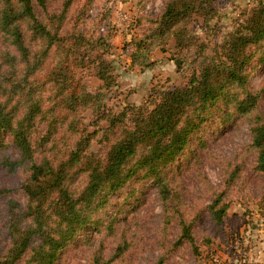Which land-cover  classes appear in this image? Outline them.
<instances>
[{
    "label": "trees",
    "instance_id": "1",
    "mask_svg": "<svg viewBox=\"0 0 264 264\" xmlns=\"http://www.w3.org/2000/svg\"><path fill=\"white\" fill-rule=\"evenodd\" d=\"M216 1L168 0L156 27L144 38L130 41L133 65H151L153 52L165 50L170 40L178 49L191 51L195 45L200 56L205 45L189 33L188 25L195 15L205 22L213 19ZM0 2V151L15 148L19 153L18 157L3 155L0 167L7 173L21 169L27 173L20 186L27 200L25 209L10 200L9 189H0V199L9 198L12 238L7 254L0 255V264H58L61 251L95 222L94 213L106 205L109 194L122 189L138 173L156 182L164 200L173 198L166 168L186 149L212 107L228 100L232 87L248 83L252 56L247 49L264 40V4L250 13L241 29L226 37L213 56L201 58L185 85L155 91L148 104L126 106L114 114L104 110V93L89 91L76 72L93 67L105 87L115 84L112 62L104 58L118 35L111 15L104 32H89L81 28L86 13L78 11L76 23L61 32L72 0H65L60 13L46 22L37 16L34 5L36 2L45 11L44 0ZM25 26L33 38L59 48L62 55L56 63L46 65L45 55L51 50H31ZM257 99L256 94L247 93L237 99L236 109L252 113ZM88 109L101 113L109 124L106 149L99 153L89 151L93 135L83 120ZM251 134L256 167L264 174V122L258 120ZM82 170L87 172V180L76 193L70 181ZM261 200L264 203V195ZM227 208L222 195L209 206L218 226L223 224ZM182 224L175 244L186 241L200 254L201 245L213 242L211 237L196 242L191 224ZM94 257L95 264L108 262H102L100 253ZM163 263L161 256L156 264Z\"/></svg>",
    "mask_w": 264,
    "mask_h": 264
},
{
    "label": "rangeland",
    "instance_id": "2",
    "mask_svg": "<svg viewBox=\"0 0 264 264\" xmlns=\"http://www.w3.org/2000/svg\"><path fill=\"white\" fill-rule=\"evenodd\" d=\"M44 1L45 11L36 2L34 5L37 16L46 22L51 15L60 13L65 0ZM167 1L72 0L67 9L61 32L76 23L74 16L78 11L86 13L81 24L85 31L104 32L108 15L117 27L112 48L104 55L112 62L115 84L105 87L93 67L76 70L89 91L104 93L106 112L117 114L126 106L139 107L155 91L185 85L201 58L213 56L226 37L241 29L250 13L264 4V0H217V14L213 19L205 22L202 16L195 15L188 25L189 33L205 45L200 56L195 52V45L191 51L178 49L176 42L170 40L165 50L153 52L151 65H133L130 41L144 38L156 27ZM100 26L103 28L99 29ZM25 28L31 50H51L50 55H45L46 65L56 63L62 55L59 48L33 38L30 28ZM247 50L252 56L247 68L248 83L235 85L228 100L222 99L212 107L186 149L166 168L173 198L164 200L156 182L138 173L122 189L109 194L106 205L94 213L95 222L61 251L58 264H95L97 253L107 264H156L161 256H164L163 264H264V203L261 200L264 174L256 167L257 150L252 146L251 134V127L258 120L264 122V40L249 45ZM247 93L258 96L249 114L236 109L237 99ZM151 101L149 106H153ZM83 120L93 135L89 151L102 152L106 149L108 122L102 120L101 113L91 109L83 113ZM3 155L18 157L19 153L15 148L3 149L0 161ZM26 176L24 169L7 173L0 167V189H9L10 200L17 201L23 209L27 200L20 186ZM86 180L87 172L79 171L70 181L72 190L80 192ZM218 195L228 204L221 226L209 211ZM9 198L0 199L2 256L7 254L12 242L8 230ZM183 222L191 224L196 242L211 237V245H201L200 254H195L190 243L175 244Z\"/></svg>",
    "mask_w": 264,
    "mask_h": 264
}]
</instances>
